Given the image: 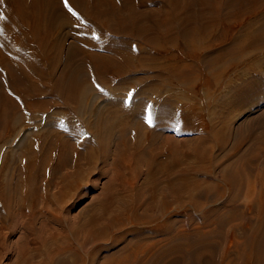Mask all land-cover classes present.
<instances>
[{
  "label": "bare ground",
  "instance_id": "obj_1",
  "mask_svg": "<svg viewBox=\"0 0 264 264\" xmlns=\"http://www.w3.org/2000/svg\"><path fill=\"white\" fill-rule=\"evenodd\" d=\"M0 17V149L10 144L22 127L34 125L42 118H63L65 112H69L77 119H84L82 111L89 115L92 113L94 117V122L89 124L90 137H93L90 141L85 131L71 126L69 135L64 137L56 136L53 131H29L41 145L27 142L29 133L20 136L18 146L24 147V156L29 161L25 167L18 169L17 183L12 184L13 176L8 174L16 152L14 149L6 150L2 159L7 168L0 170L1 231L6 228L7 218L15 209H19L15 210L18 218L24 217L26 220L23 221L29 222L28 225L41 217L47 218L46 215L50 216V221L61 222L60 208L66 202L62 196L84 188V181L90 173L89 164L95 165L96 155H106L105 151L114 143L112 135L116 130L113 132V129L119 123L120 135L117 143H114L113 161L119 164L118 174L126 172L132 181L125 191L110 192L107 198L98 201V207L81 224L88 226V231L84 233V243L79 245L83 247L82 244L90 243L93 245L90 252L105 248L108 233L103 225L105 220L107 228L117 227L118 222L126 221L142 227H151L148 220L165 222L163 219L171 198L182 201L186 199L184 194L192 198L201 188L210 187L201 178L192 177L197 173L203 179L205 176H219L216 181L225 184L227 189L219 188L217 196H222L226 190L229 193L235 190L234 195L230 194L228 200L224 201V207L212 203L211 208L202 212V227L214 224L212 229L204 231L200 227L183 230L180 234L168 236L165 243L170 242L172 237L181 239L174 242L172 238L168 245H159L165 240L148 242L146 245L128 243L107 255L102 264H178L177 260L166 262L169 254L178 251L180 254L183 251L187 256L182 255L185 258L183 264H201L203 253L210 248L211 252L219 251L220 264H264V118L254 121L260 129L258 135L254 136L257 142L255 149L249 154L239 153L248 138L246 132L242 133L234 143L233 153L224 152L223 157L228 161L217 173L216 165L212 164L213 146L226 144L231 123L224 117L221 128L215 127L213 132H200L193 140L186 137L191 140L190 151H183L189 153L190 160L184 164L185 160H182V154L178 155L175 146L170 150L152 149L161 137L158 125L165 122L166 115L174 113L171 103L176 99L179 102L184 95L172 96L165 89L153 107L152 103L147 102L152 97L150 93L160 92L162 85L166 88L170 79L186 86L188 81V85L192 86V76L189 77L188 70L195 69L200 61L210 73H215L219 63L230 66L262 49L264 0H67V7L65 0H0ZM200 73L197 72L196 78ZM149 80L153 83L139 87ZM95 82L108 87V94L125 95L134 90L135 96L130 106L124 107L125 97L117 98L115 95L116 100L107 102L110 109H114L108 110L105 116L102 108L107 110V105L90 108L95 99L106 94L105 91L96 90ZM254 87L255 83L250 79H245L239 86L227 84L220 98V102L226 104L224 109L244 105ZM87 98L90 99L88 105L85 104ZM147 103V107L151 105L153 108L152 111L140 119L132 118L137 114L138 107ZM185 110L188 115L193 112L189 107ZM150 114L155 115L151 126L147 122ZM70 119L65 122L70 124ZM45 125L42 127L45 128ZM184 127L186 130L192 128L186 124ZM131 128L135 132L130 136ZM210 139L215 142L213 146ZM45 142L54 143L57 147L58 158L55 168L53 166L55 171H60L66 165L71 169L62 172L60 191L55 196L41 190L43 193L40 197L38 188L41 186L38 187L37 181L41 179L38 178L41 174L38 176V168L31 158L35 157V160L40 156L37 154L41 149L43 152ZM96 147L98 149L95 151ZM255 150L260 151L263 157L258 171H254ZM42 155L38 161L45 162L51 156V151ZM144 164L146 168L142 170ZM234 166L236 173L231 172ZM252 172L255 173L251 185L247 180L245 188L249 202L237 205L235 203L242 190L243 178ZM138 175L145 177L142 186L135 181ZM40 203L46 206L45 210H37ZM158 203L157 217L151 211ZM53 204L58 208L47 209ZM140 205L145 207L142 214L138 212ZM194 207L203 208L200 200ZM235 220L245 221L240 241L235 240L238 234L236 224L232 225ZM163 222H155L158 226L144 231L133 230L131 237L144 240L161 235L168 225V222ZM224 225L229 227L225 230ZM28 229L30 232L31 228ZM222 230L226 232V245L221 244L218 238ZM49 237L40 244L37 241L33 243V239H25L27 246L16 264H59L63 261L62 257L70 250L69 237L56 232ZM1 244L0 259L6 254ZM231 244L236 247L237 253L229 259L227 249ZM214 263L215 259L211 264Z\"/></svg>",
  "mask_w": 264,
  "mask_h": 264
},
{
  "label": "rangeland",
  "instance_id": "obj_2",
  "mask_svg": "<svg viewBox=\"0 0 264 264\" xmlns=\"http://www.w3.org/2000/svg\"><path fill=\"white\" fill-rule=\"evenodd\" d=\"M69 40H71V39H69ZM172 51L174 52L173 49H172ZM187 61L190 62V59H187ZM206 67L207 66H205V64L200 61V63L196 64L195 69L190 68L188 70L189 77L191 78V76H192V82H193L192 86L188 85V81H187V86H186V85H179L175 79L174 80L170 79L169 84L166 88L164 87V85L161 86L160 92H151L150 93V91H149V93L151 94L152 97H151V99L148 98L149 100L147 102L152 103L151 104L152 107L155 105V101H157V99L162 96L163 91L165 89H167L166 93L170 94L172 96H175V94L184 95L183 96L184 98H182V100H179V102H177V99H176L175 102L171 103L172 107H174V113L172 115L171 114L166 115L165 116L166 117L165 122L158 125L159 129H160L159 132H161V137L158 139V141L154 145L155 147L152 146V149H153V151H158L160 149H165V150L169 149L170 150L172 148V146H175L177 148L178 155L181 156V154H182L183 157L181 156V158L183 161L185 160L184 161V164H185L186 161L188 162L190 160L188 158L189 153L186 154L183 151V150H186V152L190 151L189 145L191 146V144L189 141H191V140H188L187 138H189V139L196 138L200 132L205 133L209 130H210L209 132H211V131L213 132V128H215V127L221 128V121L225 117L226 121L231 123V126L229 127L230 136L228 137L229 139L227 138L226 144L222 147H220L218 145L213 146L215 144V142H213V139H210V141H209L210 144L214 148V150L212 148V150H213L212 154H213V158H214L212 160V164H213V166L216 165L215 171L218 173V171H220V169L223 168L225 163L228 161L223 157L224 152L229 151V153H230L232 151V153H233V149H234L233 147H235L234 143L238 140V137L242 133L246 132L245 134L248 135V138H246L247 140L244 143L245 145L242 146L239 153L249 154L252 150L255 149V146L257 145L256 139H254V136L258 135V132L260 129H258L256 127V124L254 121H257V120L264 118V98H262V96L264 94V47H262V49H260L256 53L249 55V56H246V58L242 62L235 63V64H232L230 66H226L223 63H219L218 64L219 68L217 69V71L215 73H210L209 69L207 70ZM199 71L201 72L200 76L198 78H196L195 75ZM139 74H142V73H139ZM245 79H250L251 81H254V83H255L254 90L251 93V97L249 98V100L246 103H244V105H242L241 107L233 108V109H224V107H226V104L224 102H220V98L222 97V93H225V91L227 89V84L232 83L233 86H235V85L239 86L240 84H242V82H244ZM151 83H153V81H150V82L147 81V83H145V85H141V86L138 85V86L139 87H145ZM95 84H96V90L98 92H100L102 90L103 92L105 91L106 94H103L102 96L95 99L93 104L90 106V108L92 107V109H94L95 106L97 107V105L105 107V105H107V102L112 101V100H116L117 98H120V97L121 98L125 97L123 99V106L129 107L131 104L130 102H132V99L135 96L134 90L131 91V93H132L131 98H126V97H129L128 94L130 92L128 94H125V95H123V94L120 95L117 93L116 94L110 93L111 94L110 95L107 92L108 87L105 88L101 84L96 83V82H95ZM178 88H180L181 94L178 91ZM115 95L117 96V98ZM89 100L90 99L87 98V101H85L86 105H88L87 103H90ZM135 100L137 101V99H135ZM260 101H262L261 104H260ZM148 103L145 106L140 105L137 109V114H134L132 116V118L137 119V117H138L140 119L141 117H145L147 114H149V112L152 111L151 109H153V108L151 107V105L149 107H147ZM185 105H186V108L189 107L193 111V112L191 111L192 114L191 113L189 115L186 114L188 112H187V110H185L186 108L184 109ZM113 107H115V106H113ZM106 109L107 110L102 108V110H103L102 114H104V116L106 115L107 112H109L110 110H112L114 108L110 109V106L107 105ZM183 110L185 111V113ZM257 111H258V113H256ZM82 112L84 113L83 114L84 119L83 118L77 119L75 116H73L74 115L73 113L65 112L64 115H66V116H63V118H60V116H56L55 118H46V119L42 118L40 120V122L43 120L41 123L38 121L39 123L37 122L34 125L31 124V125H27L25 127H22L21 130L18 132V135L17 136H16V134L14 135L12 142H10L9 145H3V147L0 149V170L5 171V169L7 168L6 162H4L2 159L3 154L5 155L6 150L10 151L11 149H14V151L16 152L15 153L16 157H15L14 163H12V167L10 164L11 169H9L8 174L13 176L12 177V180H13L12 184L14 182L17 183L16 177H18V174H17L18 169L25 167V164H27V162L29 161V160H27L28 157L24 156V152H23L24 147L18 146V142H19V139L22 137V135L24 133H29V131L30 132L33 131V133H34V131L36 132L38 130L41 132H46V130L47 131H53L55 134H57L56 136L64 137L66 135H69V128L78 127L80 130L85 131V133L88 136V139L90 138L89 141L91 139H93V137H90L92 135V133H91V129H89V127H90L89 124L94 122V117L92 116V113L89 115V113H86L85 111H82ZM193 113H195V115ZM224 114L227 117L224 116ZM253 114H254V116H253ZM152 115L150 114V117H151V119H154L155 115L154 114H152ZM183 115H186V116L184 117ZM200 115H201V117H200ZM41 116H43V114H41ZM71 116H73V117H71ZM88 116H89V118H88ZM69 117H71V119ZM248 117H250V118H248ZM186 118H189V119H186ZM66 119H70V121H69L70 124L65 122ZM202 119H203V121H202ZM251 119L253 120V122H251ZM152 121H151V123H148V125L151 126L154 123L155 119ZM71 122H72V124H71ZM81 122H82V124H81ZM175 123H176V125H174ZM45 124H48V125L46 126ZM86 124H87V127L85 126ZM185 124H186V126H189L190 128L192 127L191 130H186V128L184 127ZM42 125L43 126L45 125L46 129L44 127H42ZM182 125L184 128L182 127ZM200 128L202 130L203 129H205V130L202 131ZM40 129H42L43 131ZM119 129H120V124L116 123L115 128L113 129V132H114V130H116V131L112 135V141H114L115 144L117 143V141L119 139V135H120L119 131H118ZM134 132H135L134 129L131 128L130 129V136L133 135ZM36 139L37 138L32 133H29L27 136V142H33V143L36 142L35 143L36 145H41L42 143L39 142L38 139L37 140ZM185 139H187V140H185ZM91 142H93V140ZM51 143H53V142H51ZM114 143H113V145H111L110 149L108 150L109 152L105 151L106 155L101 154L102 157L100 154L96 155V158L94 160L95 165L89 164L92 169L89 168L90 173H89V175H87V178L85 180L86 182L84 181V183L86 184L84 186V188H81L78 191H70L69 193L62 196V198L66 202L64 203L65 205L62 204V206H64V207L60 208L61 209L60 215L63 218V220L61 222H56V221L54 222V220L50 221L49 220L50 216L46 215L47 218L41 217L36 222L32 223L31 225H28L30 223L29 222L24 223L23 219L26 220L24 217L19 216V218H18V212L17 211H19V209H15L17 211L14 210L13 211L14 213L11 212V214L7 218L6 228H2L3 229L2 231L0 230V232H1L0 234H2V235H0V237H1L0 238V240H1L0 244L2 242L1 245H3V251L6 253L4 256L1 257L0 264H16L22 250L27 246L25 241H24L25 239L27 241L30 239H33V243L37 241L38 244H40V243H42V241L50 239L51 238V237H49L50 234L54 233V232H56L58 234H64V235H66V237L67 236L69 237V238L67 237L68 242H69L68 248H70L71 251L69 250V252L67 251L65 253L64 257H62V259H61L63 261L59 262V264H102V262L104 261V259L106 258L107 255H109L111 252L117 251L122 245H126L128 243H130V245L131 244L146 245L145 243H148V242L154 243L156 241L158 242V241H164L165 240L164 242H161L159 245H161V244L162 245L163 244L168 245L172 241L179 242L181 240L179 237H172V238H174L173 240L171 238L170 242L165 243L167 241L166 238H168V236H171L172 234H175V233L180 234L183 230H187V229L191 230L192 228L202 227V222H203V220H202V214L203 213L202 212H205L207 209L211 208L212 203H219V204H217L218 206L223 205L228 200V198L230 197V194L234 195L235 190L232 193H229V191L226 190V193H224L222 196H217V190L219 188L227 189V186L225 184H223L222 182L216 181L219 176H217V178H214V176H205L203 179L201 174L195 173V174H193V176L192 175L191 176L193 178H199V179L201 178L204 182H208L210 189L209 188H201L197 194L192 196V198L189 196V194H184V197L186 196L185 197L186 199L183 198L182 201L180 199L171 198L170 202L168 203L167 210H166L167 216L165 215V218L163 219V220H165V222H168V225L166 226V229H165L166 232L162 233L161 235L158 234L157 236H155L153 238L140 240L139 238L131 237V232L133 230H143L144 231V230L156 227L157 224L155 222H161L162 223L163 221H161V220L155 221L156 219L155 220H148V221H151L149 223L151 227H146V225L144 227H142L141 225L135 226L134 222L126 221L125 223L118 222L117 227L116 226L115 227L108 226L109 228H107V227H105V225H107L108 223L105 220L103 222V225H104V229H106L108 231L106 236L107 237L109 236L108 238L106 237V241H105L106 243H104L106 247L103 248L101 251H97L96 249H94L95 251L90 252L91 248L93 246L90 243L82 244L83 247L81 245H79L81 243H84V241H83L84 233L86 234L88 231L87 230L88 226H86V225L82 226L81 224L85 220L88 219V216L93 212V209H96L98 207V201L100 199L107 198L109 196L110 192H114V191L123 192V191H125L128 188L130 181H132V179H128V177H129L128 173L125 172L122 175L118 174L119 164H116L113 161L114 153H115L114 152L115 151ZM42 148H43L44 153L47 151L48 152L51 151V156H49V158L46 159V161H45L46 163L44 161H42V162L38 161V160H41L40 158H42V156H43L42 154H44L42 152V149L40 151V153L42 152V154H40L39 152L37 154V156L40 155L39 156L40 158L36 157L37 159H35V160H34L35 157L31 158L34 161V163L36 164V168H38V169H36V171L38 172V176L40 174L42 175V176L40 175L38 177L41 179L37 181L38 187L41 186L38 188V189H40V197H41V193H43L46 190L48 193L53 194L55 196L60 191L59 186H60V182H61L60 177H61L62 172L70 171L71 168H70V166L66 165L65 168H61L60 171H55V169H54L56 166L55 163L57 162L56 158H58V155H57L58 152L56 150L57 147L54 146V143L49 144V143L45 142V144H43ZM97 149L98 148L96 147L95 151ZM181 152H183V153H181ZM98 153H99V150H98ZM107 153H108V157H107ZM104 158H108V159L106 160ZM262 158L263 157L261 155V152L256 151V159L254 161V163H255L254 164V171H258L257 169L261 167L262 162H263ZM39 166H40V168H39ZM53 166H54V168H53ZM145 168H146L145 164L141 166L142 170H144ZM234 168L237 170V168L234 166L233 168H231V172L233 171L236 173V170ZM115 170H117V171H115ZM254 173L255 172H252L250 174L246 173L247 175L244 176V178H243L244 183L242 185V190H241V193L238 196L237 202L235 204L242 205V204H247L249 202L247 192L245 191V188L247 189L246 185H248V184H246V182H247V180H250L249 184L251 185V181L254 177L253 176ZM116 175H117V177H116ZM45 178H46V180H45ZM144 180H145L144 175H140V176L138 175L135 178V181L138 183L139 186L143 185ZM39 182H41V183H39ZM47 184H48V186H47ZM45 185H46V187H45ZM50 187H51V189H50ZM191 199H193V200L191 201ZM186 200L188 201V203H186L187 202ZM199 200H200V203L202 204L203 208L195 209L194 204L196 202H199ZM158 205H159V203L156 204V206L154 208H152L151 212L153 214L155 213L154 216H157V215L159 216L158 213H159V207L160 206H158ZM223 207H224V205H223ZM37 208H38L37 210H40V209L45 210L46 206L43 203H40V204H38ZM52 208L55 209L58 207L55 204H53L51 206H47V209H49V210H51ZM144 209H145V207L143 205H140L138 212L142 214V213H144ZM14 214H15V216H14ZM100 216L103 217L102 214ZM235 221L232 222V225L236 224L235 230H236V234L238 233L237 237H235L236 238L235 240L240 241L241 235H242L241 234L242 227H243L242 224L245 221H240V220H235ZM165 222H163V223H165ZM23 223L25 225H21ZM225 225H224V227H225ZM29 227L31 228L30 232H29L30 229H28ZM213 227H214V224L206 226V227H202V230L207 231L208 229L210 230ZM228 227H229V225H228ZM228 227L226 226L225 230ZM73 230H75V231H73ZM78 230H79V232H78ZM225 230H222V232L220 234L221 237H218L220 243L223 245H226V243H227ZM66 231H68V232H66ZM73 235H75V236H73ZM221 239H222V241H221ZM71 240H72V242H71ZM215 240L217 242H219L217 239H215ZM3 242H5V243H3ZM217 248L219 249L220 246ZM227 250H228L229 259L234 258L235 254L237 253L236 247H234L232 245V246H229ZM181 252H182V254H180L179 251L176 253L173 252V253L169 254V257H167L166 262H169L170 260H177L178 264H179V262H181V264H183V262H184L183 260H185V258L187 256L184 254L183 251H181ZM218 254H219V251L215 252L212 250V252H211V248L209 250L208 249L205 250V252L203 253L202 259H201V262H202L201 264H211L214 261V259H215L214 264H220L219 263V257L217 256ZM182 255L183 256L185 255L184 256L185 258ZM213 257H215V258H213Z\"/></svg>",
  "mask_w": 264,
  "mask_h": 264
},
{
  "label": "snow or ice",
  "instance_id": "obj_3",
  "mask_svg": "<svg viewBox=\"0 0 264 264\" xmlns=\"http://www.w3.org/2000/svg\"><path fill=\"white\" fill-rule=\"evenodd\" d=\"M65 6L67 7V0H65ZM69 11H71V9H69ZM73 15H75V13H73ZM0 18H2V17H0ZM128 96H129V98H131L132 93L130 92V93L128 94ZM147 122H148V123H151V117H150V115H149V117L147 118Z\"/></svg>",
  "mask_w": 264,
  "mask_h": 264
}]
</instances>
